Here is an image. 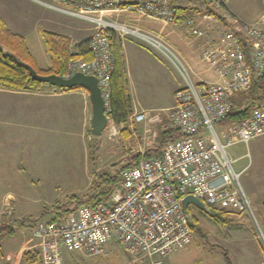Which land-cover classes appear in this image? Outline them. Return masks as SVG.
I'll list each match as a JSON object with an SVG mask.
<instances>
[{"label": "built area", "instance_id": "built-area-1", "mask_svg": "<svg viewBox=\"0 0 264 264\" xmlns=\"http://www.w3.org/2000/svg\"><path fill=\"white\" fill-rule=\"evenodd\" d=\"M60 14L83 20L93 27L90 59L71 40V58L64 78L81 72L98 78L104 99L107 128L118 137L123 127L112 112L113 76L117 67V38L133 37L161 54L180 75L182 87L174 106L163 114L143 110L130 125L159 126L167 122L182 138L170 142L161 157L144 158L121 169L119 188L108 205L92 211L81 207L58 223L39 222L32 227L40 264H64L63 249L88 257H104L118 245L137 264H167L175 253L193 242L194 229L182 208L188 195L201 199L216 212L252 214L241 182V172L229 148L264 136V100L241 122L219 130L234 106V96L245 93L264 74V13L254 22L239 25L220 19L199 24L183 18L187 35L201 41L200 62L216 77L197 80L188 62L162 37L118 18L134 14L165 24L178 23L175 0H37ZM129 22V23H128ZM248 50V51H246Z\"/></svg>", "mask_w": 264, "mask_h": 264}, {"label": "rangeland", "instance_id": "rangeland-1", "mask_svg": "<svg viewBox=\"0 0 264 264\" xmlns=\"http://www.w3.org/2000/svg\"><path fill=\"white\" fill-rule=\"evenodd\" d=\"M198 1L204 3L203 0ZM210 1L207 7L211 6L214 10L216 5L214 1ZM226 1L233 15L220 7L216 10L226 17L227 21L237 22L239 25L254 22L264 8V0ZM131 17L133 14L121 16L118 21L124 22ZM216 19L207 17L208 21H216ZM75 22L79 27L88 28L90 25L83 21L75 20ZM133 24L130 22V25ZM33 43L31 41L30 48L39 59L40 69H46L50 57L45 52L44 44L41 40ZM41 54L45 58L40 57ZM132 73V81L137 87L135 94L139 92L141 96L152 97L158 94V90L164 88L158 84L164 81L163 78L150 75L143 80L138 72ZM170 73L174 80L176 76L181 79L177 72ZM63 91L67 90L43 83L30 91L15 92L52 95ZM37 98L39 97L31 100L30 107L33 111ZM89 106L91 110V105ZM22 109L23 105L16 101L0 100V117L13 120L11 117L25 114L23 116L28 123L32 122L36 116L30 112L31 109ZM82 110L75 111L71 118L72 122L64 117L65 115L52 112L49 122H46L47 118L41 117L39 118L41 124L38 126L34 123L28 124L27 133L22 130V133L18 131L15 134V127L19 130L20 125H23L18 122L0 124V226L12 227L18 233L6 241L13 243L10 249L11 259L4 264H40L38 257L28 259V254L35 256L34 254L37 253L33 248L36 241L32 235V227L39 222H49L53 218L49 212L56 202H66L71 195L88 194L96 173L108 172L119 163L122 165L129 163L132 152L146 151L150 146L149 141H155L157 138L154 133L157 134L160 130L159 126H148L146 123L131 126L128 121L119 125L123 129L118 137H111L108 128L101 136L90 135L91 122L87 104L86 112L83 113ZM163 116L166 120V116L164 114ZM230 126L231 123L227 121L216 123L219 130H228ZM125 129H129L131 135L124 136ZM131 138L135 139L137 146L132 145ZM131 148L135 150L132 151ZM228 151L231 158L236 159L246 154L248 148L238 144ZM249 152L252 156L251 164L241 175L240 182L245 189V182L252 180L257 192L263 195L261 192L264 190V136L251 141ZM93 154L94 161L91 159ZM93 162L96 173L92 170ZM248 163L247 158H242L235 162L234 167L239 170ZM249 201L252 214L247 211L242 214L230 213L227 216L229 221L225 225L215 217L202 214L195 206H189V211L197 223L193 242L173 258L171 256V263L178 256L181 264H226L221 249L217 248L223 247L229 251L234 264H264V207ZM45 211L48 213H44ZM116 247L112 254L104 257H88L82 253L63 249L64 264H137L118 245Z\"/></svg>", "mask_w": 264, "mask_h": 264}, {"label": "crops", "instance_id": "crops-1", "mask_svg": "<svg viewBox=\"0 0 264 264\" xmlns=\"http://www.w3.org/2000/svg\"><path fill=\"white\" fill-rule=\"evenodd\" d=\"M209 1L210 0H203L204 3L202 4L198 0H175V3L180 8H182L180 9L181 18L178 23L176 22L165 24L160 21L142 18L134 14L133 17L129 19H131V23H134L132 25L133 27L162 37L170 46H172L177 51V53L182 58H184L188 62V64L192 68V71L197 76V80H215L216 77L214 76V74L208 71L207 67L199 60L201 50L198 44L201 41L190 38L183 27V18H192L199 24L209 22L207 20V17L216 19V16H213L208 12L209 9H211V6L207 7ZM212 1H214L216 5L214 9L215 12H218V10L216 9L220 7L224 10L229 11V13L233 15V12L230 10L226 0ZM205 11H207V13H204ZM262 13H264V8L261 10V13H259L258 17ZM0 17L7 28L13 34L22 37L25 40L30 53L37 61L39 68V59L31 50L30 43L31 41L33 43L41 40L44 44V40L41 35L42 30L54 34L64 35L70 40H76L79 42L88 40L92 35L91 24H88V28L79 27L76 24L75 20H83L72 18L50 10L42 6L37 0H0ZM221 17L218 16L217 19H220L224 23H229L226 17H224L223 15H221ZM45 52L47 53L46 49ZM116 52L118 54H121L120 56H122L123 58L124 69L127 75V81L130 91V103L128 106L132 111L128 117V121L131 122L134 115L143 110L161 112L166 116L169 109L174 106L175 92L179 90L183 85L182 80L177 76L176 80H174V78L172 77L170 72H176L172 65L161 54L133 37H127V39L123 40L118 39L116 43ZM40 57L45 58L42 54L40 55ZM50 66L51 61L47 65L46 69H49ZM131 72H138L143 80L144 77L150 75L158 78H163L164 81L162 83L158 82V84L164 86V88L162 90H158V94L152 97H146L143 95L141 96L139 92L138 94H135V90L137 87L135 86L136 84H134L132 81L133 73L131 74ZM0 94H2L0 96V100H8L9 102L16 101L18 104L23 105L24 110L31 109L30 112L36 116L35 119H33L30 123H28L26 117L23 116L25 114H22L21 116L11 117L13 118V120L0 117V124H6L10 122L13 123V121H15L14 123L18 122L20 124H23L20 125L21 127L19 130L15 127V134L18 131L22 133V130H25V133H27L26 130L28 129V124L33 125L34 123V125L38 126L39 124H41L39 122V118L41 117L47 118L46 122H49L51 120L50 113L52 112L53 114L65 115L64 117L72 122L73 120L71 118L74 116L75 111H78V109H83V113L86 112V104L87 109H89V120L91 122L92 108L90 110L89 105L91 104L89 100V94L84 89H77L75 91H63L52 95H41L36 92H15L0 89ZM34 97H39L36 99V103H34L35 111H33V108L30 107L31 100H33ZM161 126L162 125H159V129ZM159 132L160 130H158L157 134L156 132L154 133L155 138H158ZM156 140L149 141L148 144H154ZM131 149L132 151L135 150L134 148ZM242 158H247L249 160V163L246 166L237 170L238 172H241L243 174L251 164V153L249 152V156H247L246 153L243 156H239L233 160L237 162ZM243 190L247 197L250 198L249 200H251L255 205H263L264 207V190L261 192L263 193V195L259 194L252 180H249L247 183L245 182V189L243 188ZM7 239L3 243V252L0 253V264H4L9 259H11L10 256L12 252L10 253V249L13 241L6 242ZM115 248L117 247L115 246L114 250ZM178 253L179 252L175 253L174 255ZM174 255H172L171 258H173ZM171 258H169L167 264H181V262H179L180 257L177 256L175 260H172V263L170 260Z\"/></svg>", "mask_w": 264, "mask_h": 264}, {"label": "trees", "instance_id": "trees-1", "mask_svg": "<svg viewBox=\"0 0 264 264\" xmlns=\"http://www.w3.org/2000/svg\"><path fill=\"white\" fill-rule=\"evenodd\" d=\"M220 1V0H217ZM179 11L182 8H178ZM213 16H220L218 12L212 9L208 11ZM222 18V17H221ZM227 23V22H226ZM228 24V23H227ZM42 38L47 53L50 56L51 66L49 69L43 70L38 67L36 59L30 53L25 40L13 34L5 25L0 17V87L9 91H30L33 87L41 86L43 83L33 81L29 71L22 65L27 63L31 65L41 75L56 74L64 77L68 72V64L71 58L69 45L71 40L59 34L41 31ZM78 49L81 54L88 60L91 58L89 50V40L80 42ZM248 51V50H246ZM117 53V52H116ZM121 54L117 53V67L113 76V98H112V112L111 116L115 119L117 125L128 123V117L132 110L128 106L130 103V91L127 81V75L124 69L123 58ZM84 89L72 88L64 89L67 91ZM264 100V74L253 81L252 87L249 91L234 96V106L228 115L223 119L231 124L238 123L244 120L251 111L257 107ZM160 127L158 138L154 144L147 147L144 158H158L161 157L164 148L170 143L182 138V134L178 129L169 127L168 123L163 122ZM90 135H92L90 131ZM124 136L131 135L129 129L123 130ZM130 142L135 147L137 142L131 138ZM94 154L91 156L94 161ZM130 162L127 165H135L140 160L139 153L132 152L130 154ZM95 172L94 162L92 164ZM125 166L119 163L113 166L110 171L96 173L90 191L85 195H71L68 196L66 202H56L50 209L53 218L49 223H58L62 221L70 213L78 211L81 207H88L92 211L99 210L101 206L108 205L119 188V179L121 169ZM115 167V168H114ZM44 213H48L45 211ZM230 213L216 212L212 210V217L223 221L225 225L228 223L227 216ZM46 215V214H45ZM195 221V220H194ZM195 224L196 221H195ZM195 230L197 226H192ZM16 234V230L6 225L0 226V253L3 252V243ZM216 247V246H214ZM220 248L227 264H234L230 253L223 247ZM28 259H35V256H29Z\"/></svg>", "mask_w": 264, "mask_h": 264}, {"label": "water", "instance_id": "water-1", "mask_svg": "<svg viewBox=\"0 0 264 264\" xmlns=\"http://www.w3.org/2000/svg\"><path fill=\"white\" fill-rule=\"evenodd\" d=\"M30 73L33 81L39 83H46L59 89L85 88L89 94V100L92 108L91 118V133L94 136H101L107 128V115L104 99L102 97L101 89L98 85V78L94 75H86L78 72L71 78H64L56 74L41 75L31 65L27 63L22 64ZM195 206L205 214L211 216L212 210L201 199L194 195H188L182 200V208L189 219L192 226H195L194 218L192 217L189 206Z\"/></svg>", "mask_w": 264, "mask_h": 264}, {"label": "flooded vegetation", "instance_id": "flooded-vegetation-1", "mask_svg": "<svg viewBox=\"0 0 264 264\" xmlns=\"http://www.w3.org/2000/svg\"><path fill=\"white\" fill-rule=\"evenodd\" d=\"M202 214H204V215H206V216H208L207 214H205L203 211H201V210H199Z\"/></svg>", "mask_w": 264, "mask_h": 264}]
</instances>
